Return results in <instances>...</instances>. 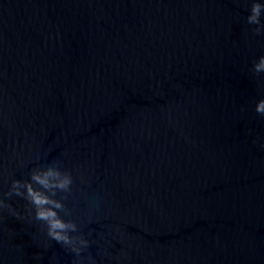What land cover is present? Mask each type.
<instances>
[{
    "label": "water",
    "instance_id": "1",
    "mask_svg": "<svg viewBox=\"0 0 264 264\" xmlns=\"http://www.w3.org/2000/svg\"><path fill=\"white\" fill-rule=\"evenodd\" d=\"M251 3L0 0V264H264ZM49 166L79 253L14 189Z\"/></svg>",
    "mask_w": 264,
    "mask_h": 264
},
{
    "label": "clouds",
    "instance_id": "2",
    "mask_svg": "<svg viewBox=\"0 0 264 264\" xmlns=\"http://www.w3.org/2000/svg\"><path fill=\"white\" fill-rule=\"evenodd\" d=\"M264 0H252L250 4L247 21L249 24L257 25L255 31H261V25L264 20ZM257 73L264 72V56H260L254 65ZM256 111L264 114V98L256 102ZM72 183V177L67 172H62L55 166L36 169L31 173L29 181H14L13 186L18 194H26V197L35 206L36 218L45 221L48 226V235L77 253L81 247L88 242L84 239H75L69 233L75 231L76 225L65 220L58 213V209L63 207L60 200L54 198L55 190H67ZM25 189V193H20V188ZM3 202L0 201V204Z\"/></svg>",
    "mask_w": 264,
    "mask_h": 264
}]
</instances>
